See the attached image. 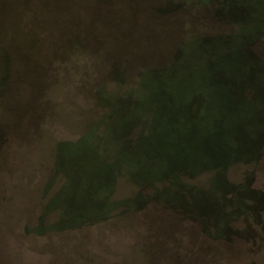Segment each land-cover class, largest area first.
I'll use <instances>...</instances> for the list:
<instances>
[{"label":"rangeland","instance_id":"rangeland-1","mask_svg":"<svg viewBox=\"0 0 264 264\" xmlns=\"http://www.w3.org/2000/svg\"><path fill=\"white\" fill-rule=\"evenodd\" d=\"M1 1L0 264H65V256L76 252L81 262L93 264H107L115 255L116 264H165L168 255L186 257L184 264H264V59L247 49L245 39L253 34L227 42L228 32L222 38L205 33L206 43L188 39L175 56L182 59L179 67L167 71L176 80L171 97L163 82L136 81V94L90 104L82 91L88 77L81 75L100 72L112 52L98 57L84 51L72 58L81 68L79 80L72 82L65 71V41L58 42L62 33L53 39L50 31L41 37L48 45L47 63L45 78L38 80L32 56L39 41L26 28L33 0ZM263 4L259 0L258 8ZM141 15L134 26L147 29L146 14ZM89 17L96 26L104 20L103 14ZM245 17L238 19L247 24ZM259 20L264 30V18ZM252 69L254 76L248 74ZM168 100L175 104L173 113ZM216 159H241L242 164H226L220 172L211 168ZM168 172L174 175L165 176ZM166 193L173 198L166 199L170 206L161 204ZM115 199L137 212L119 209ZM195 203L229 226L230 241L222 249L207 248L201 231L178 216L181 206L191 209ZM41 208H54L60 219L50 222L52 211L42 225ZM109 213L111 219L97 224ZM25 225L30 240L65 225L78 227L66 232L67 245L64 233L37 246L47 251L39 256L18 235Z\"/></svg>","mask_w":264,"mask_h":264},{"label":"trees","instance_id":"trees-1","mask_svg":"<svg viewBox=\"0 0 264 264\" xmlns=\"http://www.w3.org/2000/svg\"><path fill=\"white\" fill-rule=\"evenodd\" d=\"M242 2L243 0H33V4L30 6L32 11L29 13V22L26 24V28L33 33L35 39L39 41L38 45L34 47L35 51L33 50L32 74L38 80L45 78V63H47V52L45 47L48 48V45L42 42L41 37L51 31L53 39H58L59 34L62 33V41L58 42L60 44L65 41V53L68 57V61L65 60V63H68L67 66L69 68L65 71L72 82H77L81 75V68L75 65L72 58L83 54L84 51L92 52L93 55H97L98 57L100 55L102 56V53L107 55L110 51L112 52L111 56L107 58L105 68L100 72H95V75L93 73H88V75L83 73L81 75L83 78L88 77L89 83L84 86L82 91L85 93L90 104H92L95 99L97 100L99 98L103 100L104 98L107 99L108 97L115 96L116 94L118 96L124 92L130 93L129 96H131L132 93L136 94V81L142 85L151 80H155L159 84L163 82V87L169 92L168 94H164L171 97V93L175 95V86L172 83L176 82V80L170 77L173 74L170 75L167 71L175 66H177V68L179 67V63L182 59L177 61L175 56L177 51H181L184 45L188 43V39H200L202 42L206 43V34L214 36L215 33H220L218 36L221 37L222 32H228L225 33L226 36L224 37V41L227 42L226 40H230L231 36L236 35L238 38L243 36L244 38L247 33H250L253 34V38L248 39L247 37L245 39L247 49L255 50L262 59H264V30L261 29L260 25L262 24L258 23V21L261 22L259 19L264 18V4L261 10L258 8L259 0H250V3L253 2L255 5L251 3L249 7L241 5ZM3 4L4 3L1 1L0 10ZM24 5L26 6L25 3ZM20 8L23 11L25 10L24 6H20ZM20 8L18 10H21ZM92 13L103 14L104 20L100 25L96 26L91 21L89 15ZM141 13L146 14L143 25L148 26L147 29H137V27L135 28L134 26L138 20H141ZM86 14L88 17H86ZM241 16L243 18L246 16L244 22L247 24L243 23V21L240 22L238 18H241ZM131 19L133 24L130 22ZM26 20L27 15L23 12L21 21L26 23ZM59 23L64 25L63 32L59 28ZM118 48L119 51L118 54H116L115 50ZM19 62L20 60H18V63ZM248 74L253 76L256 75V69L250 70ZM105 86H109L113 91L106 92L107 89ZM49 89L50 88H47V92H49ZM52 100L57 101L53 99V97ZM172 102L173 101L169 102L168 100V103L171 105L170 113H173V111L175 112V110L172 109L175 104L172 105ZM52 105L56 107V102L52 101ZM138 107L140 108V106ZM137 111L141 113L138 108ZM92 115H90L88 121L91 120ZM149 120L150 118L147 117L148 122ZM120 132L121 131L117 129L115 137H117L116 135ZM112 136L114 137V134ZM102 137L106 136H99V138ZM143 137L144 134L133 138L132 144H135L136 141H139L140 138ZM124 143L129 144L125 139ZM252 156L253 155H250L247 158L251 159ZM203 160L206 159L204 158ZM113 162L115 161L113 160ZM232 162L235 166L242 164L241 159L220 161L216 159L211 168L218 169L221 172L226 168V164ZM175 172L176 171H174V173ZM174 173L168 172L165 176L171 177ZM219 174L221 173H217V175ZM135 175V178L139 180L140 183H143V180H140V176L142 175L139 176L137 173ZM146 175L144 176V181L148 178ZM131 178L134 180V177ZM172 178L174 179V177ZM146 183H148V181H146ZM139 194L140 193H138V195ZM166 196L167 197H162L163 201L161 204L170 206L168 203L170 201L166 199L171 197H169L168 193H166ZM171 199L173 200V198ZM120 201L121 200L116 199L115 201L112 200L114 205L119 207V209L136 211L134 208H125L126 204ZM162 205L160 206L162 207ZM181 207L183 208L181 210L182 213L178 214V216L182 218L181 220L183 222H187V224H190L196 230L201 231L199 232L206 239V242L204 241L203 244L207 248L214 247L216 249H222L223 243L230 241V239L227 238L228 236L230 237L229 226H226V223H219L221 218L218 213L215 215L216 212H214L210 215L208 210L205 209V206L196 203L191 209L187 206L186 208L185 205ZM209 211L212 210L209 209ZM50 212L55 216L50 222L55 223V220L58 221V219H60V213L54 210V208H41L38 214V220L42 225L43 220L45 221V215ZM110 214L111 213L96 220L98 221L97 224L111 219L110 217L112 216H110ZM211 218L213 219L210 220ZM50 227L53 226L50 225L49 228ZM77 227L78 225H65V227L59 229L60 231L58 232L51 230L47 235H30L34 238L33 240L28 239V235H25L27 234V225L18 227L17 231L18 235L23 237L25 246H28L32 250L35 249L40 256L47 254V251L37 246H44V244L51 241V239H56L64 233L65 244L67 245L69 243V237L66 232H73L72 230ZM180 227L181 226H177L176 228ZM165 237L168 236H161L163 239H169ZM169 240L172 241V239ZM167 243H165V245H167ZM85 247H87V245H85ZM184 249L185 246H183V250ZM65 257V264H93L91 262H81L80 257L82 256L78 252L73 256L67 255ZM115 257L116 255L112 256V260H110L111 264H116ZM175 258L177 259L176 264L185 263L186 257L179 260L177 255L173 257L168 255L166 263L174 261ZM110 262H107V264H110Z\"/></svg>","mask_w":264,"mask_h":264},{"label":"flooded vegetation","instance_id":"flooded-vegetation-1","mask_svg":"<svg viewBox=\"0 0 264 264\" xmlns=\"http://www.w3.org/2000/svg\"><path fill=\"white\" fill-rule=\"evenodd\" d=\"M34 56H35V54H34ZM4 148H5V146L1 145V149H3V150H4ZM171 244H172V243H171Z\"/></svg>","mask_w":264,"mask_h":264}]
</instances>
